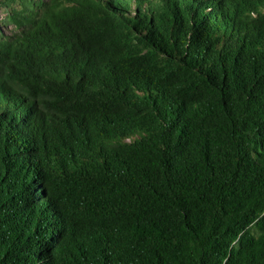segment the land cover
<instances>
[{"label": "trees", "instance_id": "trees-1", "mask_svg": "<svg viewBox=\"0 0 264 264\" xmlns=\"http://www.w3.org/2000/svg\"><path fill=\"white\" fill-rule=\"evenodd\" d=\"M19 1L0 264H264V0Z\"/></svg>", "mask_w": 264, "mask_h": 264}, {"label": "rangeland", "instance_id": "rangeland-1", "mask_svg": "<svg viewBox=\"0 0 264 264\" xmlns=\"http://www.w3.org/2000/svg\"><path fill=\"white\" fill-rule=\"evenodd\" d=\"M35 2L41 0H32ZM48 3L50 0H43ZM22 8L19 0H0V29L9 37L18 34L16 25L11 21V17Z\"/></svg>", "mask_w": 264, "mask_h": 264}]
</instances>
